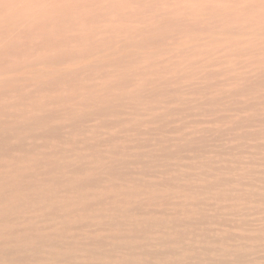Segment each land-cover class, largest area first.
<instances>
[{
    "label": "rangeland",
    "instance_id": "rangeland-1",
    "mask_svg": "<svg viewBox=\"0 0 264 264\" xmlns=\"http://www.w3.org/2000/svg\"><path fill=\"white\" fill-rule=\"evenodd\" d=\"M6 256L264 264V0H0Z\"/></svg>",
    "mask_w": 264,
    "mask_h": 264
},
{
    "label": "clouds",
    "instance_id": "clouds-1",
    "mask_svg": "<svg viewBox=\"0 0 264 264\" xmlns=\"http://www.w3.org/2000/svg\"><path fill=\"white\" fill-rule=\"evenodd\" d=\"M185 7H190V8H195V7H199V5L197 4H187V5H184ZM18 8L20 7L19 5H14V6H9V5H5V8ZM5 17L7 18L8 17V12H5ZM13 20L15 21V25L14 26H19V28H25V27H28V23L26 21V19L24 17H22L21 15L19 14H16L13 16ZM5 264H10V260L9 258L6 256L5 257Z\"/></svg>",
    "mask_w": 264,
    "mask_h": 264
},
{
    "label": "bare ground",
    "instance_id": "bare-ground-1",
    "mask_svg": "<svg viewBox=\"0 0 264 264\" xmlns=\"http://www.w3.org/2000/svg\"><path fill=\"white\" fill-rule=\"evenodd\" d=\"M249 60V59H248ZM208 62V61H207ZM244 69V68H243ZM203 71V70H202ZM240 71V70H239ZM248 74V73H247ZM215 96V95H214ZM201 98V97H200ZM254 100V99H253ZM233 102V101H232ZM225 103V102H224ZM196 109V108H195ZM228 110V109H227ZM241 122V121H240ZM250 125V124H249ZM201 126H203V125H201ZM221 129V128H220ZM237 133V132H236ZM261 137V136H260ZM209 144V143H208ZM226 147V146H225ZM243 150H244V148H243ZM226 151V150H225ZM245 154V153H244ZM252 160V159H251ZM191 161V160H190ZM200 161V160H199ZM259 161V160H258ZM235 164V163H234ZM247 164V163H246ZM242 165V164H241ZM207 166H208V164H207ZM211 166V165H210ZM234 166V165H233ZM242 167V166H241ZM194 170V169H193ZM237 173V172H236ZM225 175V174H224ZM217 177V176H216ZM201 178V177H200ZM197 179V178H196ZM261 179V178H260ZM201 180V179H200ZM205 182V181H204ZM204 184V183H203ZM229 184V183H228ZM205 186V185H204ZM253 187V186H252ZM207 191V190H206ZM213 191V190H212ZM211 201V200H210ZM236 202V201H235ZM215 203V202H214ZM237 203V202H236ZM223 205V204H222ZM258 207V206H257ZM241 208V207H240ZM207 209V208H206ZM210 211V210H209ZM252 212V211H251ZM15 213V212H14ZM240 215V214H239ZM198 216V215H197ZM256 216V215H255ZM258 216V215H257ZM256 216V217H257ZM240 219V218H239ZM260 219V218H259ZM253 224H255V223H253ZM202 225V224H201ZM30 226H32V225H30ZM217 226V225H216ZM233 226V225H232ZM236 228V227H235ZM238 228V227H237ZM242 230V229H241ZM217 231V230H216ZM240 231V230H239ZM243 231V230H242ZM247 232H248V230H247ZM225 234V233H224ZM172 237V236H171ZM211 237V236H210ZM173 238V237H172ZM229 239V238H228ZM199 240V239H198ZM217 245H219V244H217ZM223 245V244H222ZM96 246V245H95ZM234 246V245H233ZM223 247V246H222ZM239 247V246H238ZM252 247V246H251ZM94 248V247H93ZM234 249H235V247H234ZM179 251H180V249H179ZM197 251V250H196ZM246 251V250H245ZM92 252V251H91ZM102 252V251H101ZM101 252H100V254H101ZM133 255V254H132ZM131 256V255H130ZM167 256V255H166ZM161 260H162V258H161ZM224 260V259H223ZM165 261V260H164Z\"/></svg>",
    "mask_w": 264,
    "mask_h": 264
}]
</instances>
